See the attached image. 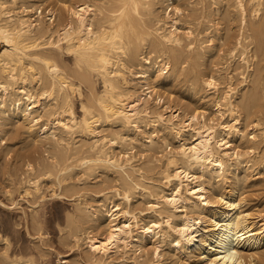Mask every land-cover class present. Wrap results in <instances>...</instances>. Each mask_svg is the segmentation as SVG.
Listing matches in <instances>:
<instances>
[{
    "label": "bare ground",
    "instance_id": "1",
    "mask_svg": "<svg viewBox=\"0 0 264 264\" xmlns=\"http://www.w3.org/2000/svg\"><path fill=\"white\" fill-rule=\"evenodd\" d=\"M18 1H21L20 8H17ZM28 1L0 0V131L23 121L27 123L29 131H36L37 135L39 134L33 139L43 141L40 135L49 130L54 137L52 144L57 146L53 154L54 163L49 166L58 165L59 175L56 174L54 178L59 184L65 181L74 164L81 165L83 170L91 169L90 173L94 171L93 169L103 168L115 174L113 178L111 176L116 183L112 192H102L100 200L95 204L90 201L82 202L79 198L74 206V216L68 215L67 224L72 229L70 233L75 245L79 248L85 244L93 255L100 257L97 259L101 260L95 261L96 264L116 263L112 259H107L114 251L121 252V263L130 261V264H137L138 258L148 252L144 241L149 243L156 256L162 255L160 248L164 243H168L171 252L165 258H175L172 260L173 264H188L191 256L205 259L207 264H257L259 259L257 249L264 241V220L259 222L262 226L255 228L253 226L255 222L251 220L252 213L241 209L240 203L232 199L239 190L236 191V186L231 183L228 173L233 171L230 166L237 167L242 161L241 147L246 142L244 138L247 133L240 127L243 121L241 112L243 110L244 117L250 119L252 117L249 115H254L253 107L256 108V105L260 104L259 99L264 96V76L260 79L258 77L262 73L259 72L260 75L254 79L250 78L253 84L250 83L251 87L246 86L244 91L240 90L242 93L239 96L238 89L233 86L239 81L234 84L231 76L228 79L223 77L225 83L222 87L221 81H218L214 74H205L198 70V73L189 79L191 82L186 76L187 83L190 82L194 87L200 84L202 91L205 90L209 95L218 94L214 100V110L223 119L214 120L206 116V105L201 104L208 102L204 92V95L198 98L201 105H194L189 109L182 105L164 103L166 93L160 87L162 82L176 77V71L181 73L179 69L182 66H177L182 63L179 48L183 45L189 51L198 49V53L194 52L197 53L193 57L194 60H200L201 54L206 52L203 51L204 47L199 38L193 33L190 23L178 17L179 0H100V2L64 0L67 14L60 24L56 22L58 7L55 4L48 3L45 15H42L43 10L39 9L38 3L34 7L37 15L32 17L34 12L29 13ZM245 1L234 0L239 12L236 13L243 18V22H240L243 26L241 32L239 31V37L237 35V41L235 39L236 43L231 46V59L227 61L226 67L238 54L240 59L235 58L243 63L240 64L243 70L239 72L243 78L242 76L240 78L248 82L247 77L252 74L251 72L244 74L252 59L248 46L256 41L255 37L257 41L264 38V20L247 25L244 21L247 7L245 4L249 5L252 18H256L264 11V0H247L246 3ZM156 3H159L162 12L156 11L157 8L155 10ZM169 4L171 7L168 8ZM172 7L176 12L174 14L170 13ZM248 16L247 19L250 17ZM182 35L188 38L185 44H182ZM203 40L205 39L201 41ZM46 44L59 50L65 48L73 53V64L76 66V69H73L76 70L74 71L77 76L70 71L68 73L64 69L65 65L62 67L63 64L56 59V52L43 48ZM231 65L233 69L236 68L234 64ZM177 67L180 72L176 70ZM193 67L195 69V65ZM190 68L189 72L192 70ZM260 69L264 68H257ZM227 70L226 68L224 71ZM237 72L233 74L237 76L239 74ZM92 74L101 79L103 86L101 89L95 88ZM83 81L87 82L86 86L88 85L90 93L89 98L81 102V115L78 116L74 113L72 96L76 92L80 93ZM192 85L189 88L193 87ZM199 90H196V93ZM211 103L213 104V101ZM211 103L207 104L212 105ZM47 105L51 108L47 109ZM39 109L48 112L46 120L41 121ZM255 116L258 119V115ZM147 120L154 129L151 127L152 132L145 136L144 147L151 149L154 146L158 148L169 144L166 137H163L162 144L159 142L158 130L169 132L179 141L177 148L169 146V149L159 157V161H163L160 162L163 168L157 170V174L161 172L164 182L161 179L163 183L160 181L159 183L165 187L160 189L156 187L158 191L155 192V187L151 183L155 192H150L155 197L153 200L150 199V214L154 212L151 216L137 215L130 207L132 188L143 189L146 186L140 182L142 179L137 180L135 179L137 176L134 178L132 175L135 171H144L141 163H138L133 155L122 158L111 152L112 145L121 141V137L127 138V133L124 136L118 133L120 135L118 136L113 132L102 133L104 131L99 128L105 121H116L119 126L121 125L120 128L138 129L141 124L148 123ZM252 120L253 118L248 121L247 126L251 127L253 133L259 122L253 123ZM52 122L57 124V129L51 127ZM144 126L146 128V125ZM137 129L134 130L136 133L139 131ZM56 130L59 131L58 136ZM78 131L91 137L90 140L83 138L84 141H89L87 144H78L79 140L76 144V139L74 141L68 139L65 142L67 146L60 145V141L68 137L64 139L63 135L71 136ZM138 136L143 137L142 134ZM255 137L253 133L251 138ZM134 140L137 141L136 138ZM134 140L129 142L132 143ZM132 145L134 147L133 143ZM244 146L247 152L255 148V144L253 148L251 143H245ZM244 161L247 163L250 160L244 158ZM45 168L42 174L53 176L46 165ZM53 169L57 171L56 168ZM147 169L151 170V167ZM234 172L236 177L237 174ZM146 177L148 179V176ZM85 179L83 178V181ZM221 179L227 182V186L220 187ZM243 181L245 183V180ZM30 182L37 189V180ZM151 185L149 184L147 188H151ZM71 187L69 185V189ZM86 195L84 192L83 196ZM215 201L219 206H214ZM260 219H264V215ZM86 223L88 225H82ZM251 248L256 249L250 250ZM132 249L137 252L131 251Z\"/></svg>",
    "mask_w": 264,
    "mask_h": 264
},
{
    "label": "rangeland",
    "instance_id": "2",
    "mask_svg": "<svg viewBox=\"0 0 264 264\" xmlns=\"http://www.w3.org/2000/svg\"><path fill=\"white\" fill-rule=\"evenodd\" d=\"M63 1L64 0H29L27 4H29L28 6V8L30 9L29 13H33L34 7L37 6L38 3H40L39 9L43 10L42 15H45V11L48 3L55 4V6L58 7V15L56 22L58 21L57 24H60V21L62 22L66 18L65 16L67 14L64 8ZM20 2L18 1L19 5H17L18 6L17 8H20ZM98 2H100V0ZM246 2L247 0L245 1V3ZM177 6L180 9L178 11V14L180 16L178 17H181L182 20H185L190 23L191 28L193 29V33L197 38H199V42L202 43L201 45H203L204 47L203 51L205 50L206 54L205 53L201 54V57H199L200 60H194L193 57L195 56V54L198 53V49L197 51L195 50L196 48L194 49V51L193 50L189 51L183 45L182 47H180L182 48L181 50L179 48L178 53L180 54V60L182 61V63H179L177 66L178 67L182 66V67H180V69L177 67L176 70L178 69L181 70V73H178L176 71V77L175 76L171 77L162 82L160 87H162L161 89H163L164 93H166L164 103L171 105H182L186 109H189L194 105L203 104L204 106L206 105V109H207L206 116L208 118H213L214 120H222L223 118H221L214 110L215 107L214 100L215 98L217 99L218 94L209 95V93L205 92V90L202 91V87L200 84L199 85L197 84V86L199 87H197L196 85L194 87L190 83L191 77L196 73H198V70L199 72H203V73L205 72V74H214L215 76H217L218 81H221L220 82L221 85L220 83L219 85L222 87L224 86L225 83L224 79H228V77L231 76L232 82L234 80L233 82L234 84L235 82L239 81V83H236V85H233L232 83V85L238 89V96H239L242 93L240 92V90L244 91V89H246L248 86L251 87L250 83L253 84V82H251L253 80H251L250 78L254 79L255 77H258L257 75H260V73L264 74V71H260L264 69L257 70V68H264V38H262L261 41L258 38L259 39L258 42L256 39L257 37H255L256 41H254L252 44L248 46V49L250 50L248 51L250 54H252V57L250 56V59L252 58L251 60L253 61L252 62L251 60L249 61V63L251 64L249 65L248 68L247 67L245 68L246 70L244 74L246 75L248 74L247 72H251L252 74H250V76L253 75L254 77L248 76L247 77L248 82H244L241 79L243 78V75L239 73L243 70V66L241 67L243 63L241 61H237V58H235L238 57V60L240 59L238 54H236V56L231 61L229 66L227 65L228 67H226L227 61L231 59L230 57L231 48L236 43L243 26V23H240L243 22V18L242 16H240V14L236 13L238 12V10L234 4V0H215V1L214 0H179L177 2ZM245 6L247 7H246V14L244 21L245 23H247V25L248 23H252V22L256 23L264 20V15H262L264 14V11L260 12V14L258 15L260 16L259 18H257L258 16L256 18H252L251 11L248 7L249 5H247L246 3ZM169 7H171V4H169L168 8ZM154 8L155 10L157 8L156 11L160 10L162 12V8L159 6V3H156L154 5ZM170 13L172 14L176 13L173 7L171 8ZM36 15L37 12H34L32 17ZM247 15L250 16V17L248 16L249 17L248 19H247ZM62 18L64 19L62 20ZM206 25L209 26L207 27ZM247 27L248 26H246V28ZM181 28H185V27H181ZM237 31L240 32L238 33ZM207 32L209 34H207ZM214 32L216 35L214 34ZM206 38L207 40L208 39L209 40L207 41ZM202 39H205L203 40L204 42L201 41ZM187 40L188 38L185 35H182V44H185ZM209 45L210 48H208ZM43 48L52 49L54 53L56 52L55 55L51 50H49L51 53H53L52 55L56 56V59L58 58L60 60L59 61L61 62L60 64L61 65L63 64L62 67H64L65 65L64 69L67 70L68 73L70 71L71 74L77 76V74H75L76 66L75 64H73L74 55L72 52L70 53V51H68L65 48H63V50L61 49L59 50L54 47L48 46L47 44L43 45ZM205 48L208 50H206ZM253 48H255L254 49L255 51L253 50ZM194 52L197 53L194 54ZM236 52L238 53L239 51ZM234 61H236L237 63L239 62L238 63L239 65H237V63H233ZM200 62H202L203 64H201ZM254 63L256 64L254 65ZM192 64L195 65V69ZM231 64H234V68L235 67L236 68L233 69L232 67L233 65ZM235 64L238 66L239 71ZM189 66H191L192 68L190 72L192 71L193 73L189 72V68H190ZM186 67H188L187 71H186ZM199 67L200 69H197ZM181 68L184 69L183 71L186 73H184ZM226 68L228 69L226 71L227 73L224 71L226 70ZM235 71L236 72L238 71L237 74L239 73L237 76L234 75L236 73ZM224 74L227 76H225ZM262 74L258 77L259 79L260 77L264 76ZM233 75L234 78H232ZM186 76L188 77V81H190L188 83ZM240 76L242 77L240 78ZM92 78L94 80L95 88L98 90L101 89L103 87L101 79L96 74H92ZM174 78L175 79L177 78L180 81L184 80L183 82L185 83L186 81V83L184 84L183 82H180L177 79L175 81ZM222 79L224 80L223 84H222ZM173 80L175 83L173 82ZM86 84L87 82L83 81L81 84L80 93L76 92L74 93V96H72L73 109L76 111V112L74 111V113H76V115L78 116L81 115V102L86 101L87 98H89L90 91H88L89 88L88 85L86 86ZM166 84L168 85L167 87ZM191 85L193 87L189 88ZM243 85L245 87H243ZM195 88L196 90H199L200 88L199 91L201 92L197 91L196 93ZM191 92H193L195 95L199 94V96H194L193 93L191 95ZM203 92L206 94L205 97L207 98L206 100L208 101L207 103L210 104L211 101H213V104L211 103L212 105H208L206 102H202V103L200 102V99L198 98H201L200 96L204 95ZM211 96H213V98H211ZM262 97L264 96H261V99H259L260 104H257L256 108L253 107V109H255L252 111L254 112V115L253 114L252 115L250 114L251 116L249 115V117L253 118L252 120L253 123L259 122V125L253 132L256 135L255 139L251 138L253 133L251 131V127L247 126L248 121H250L252 118L248 119V117H244L245 112L243 110L241 112L242 113L241 121L242 120L243 121L241 122L242 125L240 123V127L244 129L243 131L247 133L246 137H249L248 139H250L249 141L245 137L244 138L246 141L245 143H251L252 147L255 144L254 146L255 148L253 147L254 150L247 152V150H245L246 146H244L245 143H243V146L241 147L242 155H243L241 157L242 158V161L240 162L241 164L238 163L237 167L230 166V168L233 169V171L232 173H228L229 178L231 179V183L236 186V191L239 190L238 192L235 193L232 199L240 203L241 209L245 211H250L252 213L251 220H254L253 223L254 222L255 223L253 224V226L255 228L260 227V225L262 226V224H260L259 222L261 220H264V219H260V217L264 215V166H262L264 165V158H262L264 157V154H262L264 153V134H262V132H264L262 131V128H264V98ZM197 101L199 102L197 103ZM46 108L49 109L51 108V106L47 105ZM39 113L41 114L40 117L41 121H44L48 118L47 116L48 112L45 111L44 109L42 110L39 109ZM255 115H258V119L257 116ZM115 122L116 121L103 122L99 128H101L104 132H102V130L100 132L109 133V134L113 132L115 135L118 136H120L118 133H120L121 136L122 135L124 136L127 133L128 135V137L126 136L127 138L123 139V137H121L120 138L121 141L114 143L112 145L111 152L122 158L127 157L126 155L128 156L133 155L132 157L138 163L139 162L141 163L142 169L144 168L143 169L144 171L142 170L137 172L135 171L133 172L132 175L134 176V178L135 176H137V178H135L137 180L138 178L140 180L142 179L143 181L141 180L140 182H143L142 185L144 186L146 184L145 186L146 188L145 187L143 189L132 188V198L130 201L131 204L130 207L132 211L137 215L143 214L144 216H151L153 215L154 212L152 211V213L150 214L151 209L149 208V206L151 200H153L155 197H153L154 195L150 192H153L154 189L153 186L155 187L154 189L155 192L156 190L158 191V189L165 187V185L159 183L161 179H162L161 181L164 182V179L161 176V172L157 174L158 172L157 170L163 168V164L160 163L163 161H159L160 160L159 157H161V153L169 149V146H171L172 148L173 147L177 148L179 146L178 145L179 141L176 140L173 137V135L170 134L169 132H161L158 130L159 142L162 144V142L164 141L163 137H166V139H168L169 141V144L167 146L162 145L158 148L154 146L153 148L150 149L144 147L145 145L144 142H146V140L144 139L145 136L149 135L148 132L151 133L152 129H154V127L151 126V123H149L148 120H147L148 123L141 124L140 125L141 127L138 126V129L134 127L132 128L130 127V129L125 128L127 129V131L124 129V127L120 128L121 125L119 126V123L117 122L115 123ZM144 125H146V128ZM51 127L53 129L54 128L57 129V124L55 122H52ZM151 127L152 129L150 130ZM136 129L139 130L138 131L139 133L138 132L136 133V131H134ZM157 129H155V131ZM56 131H57L56 136H58L59 131L58 130ZM75 133L71 134V136L63 135L64 139L66 136L68 137H66V139L63 141H60V145L67 146L65 142L68 139L70 141H74L76 139L75 140L76 144L78 140H79L78 144L79 143L87 144L89 141L87 142L86 140L91 139V137L90 138L87 137V135L83 132L80 133L78 131L76 134ZM138 134L139 135L142 134L143 137L138 136ZM76 135L79 137H77ZM129 135L131 136V138ZM38 136L39 134L37 135L36 131H32V132L29 131L27 123L23 121L14 123L11 126L9 125L7 130L5 131H0V264H96L95 261L101 260V259H97L100 257H98L97 255H93L85 247V244H82L81 247L79 248L75 245L74 239L72 238L70 233L72 232V229L69 226V224H67L68 222L67 217H69L70 215L74 216L73 215L75 214L74 206H76V203L79 200L82 202L90 201L92 202V204H95L98 203V201L100 200L102 192H106V193L112 192L114 187H116L114 186L116 183L113 182L114 179H112L113 176H115V174H113L111 170L109 171L108 169H103V168H98V170L93 169L94 171L92 170L93 172L90 173L91 169H89L90 171L87 169L83 170V168L81 169V165L74 164V166H72L74 170L71 169L72 172L71 171L69 172L65 181L61 182L62 184L61 185L57 182V179L54 178V176L59 175L58 165L53 166L54 168L57 169V171H54L53 167L49 166L50 164L53 165L52 164V162L54 161L53 154L55 153V149L57 148V146H54V144H52V142L54 141L53 134H51V132L48 130L47 132L42 133L40 135L43 141L41 140L36 141L33 139L34 137H38ZM81 136L82 138H80ZM83 138H86V140L84 141ZM133 138L134 139L136 138L137 141L134 140ZM130 140H134L131 141L134 144V147H132L133 146L132 143L129 142ZM142 142L143 144H141ZM187 143H189L188 140ZM251 156L254 160L253 159L251 160ZM244 158L245 160H250L248 161L249 163L248 162L245 163ZM260 159L262 160V162H260ZM242 162H244L245 165ZM146 164L150 165L151 170L147 169L150 167H147L148 165L146 166ZM45 165L47 168L50 169L53 176L48 177L42 174L43 169H46ZM80 169L83 171L81 172ZM234 169H236L235 172ZM87 171H89L90 175L91 174L93 175L88 176ZM149 171L151 172L149 173ZM233 172L237 174L236 175L237 179L233 174ZM244 174L247 175V177ZM146 176H148V179ZM145 177L146 179H144ZM149 177H152L154 180ZM83 178H86L85 181H83ZM126 179L128 178L126 177ZM29 180L30 181L37 180V185H38L37 189L35 188L34 184ZM221 180H220V184H221L220 187H223L225 185L227 186V182H224L223 179ZM243 180H245V183ZM67 183L71 185L73 188L71 187L69 189V185ZM148 183L150 185L152 183L153 185V186L151 185L152 186L151 188L148 187L149 191L147 190L148 189L147 186L149 185ZM241 184L243 185L240 186ZM63 185L64 187L62 188ZM156 187H158V189ZM61 188L62 190H60ZM151 189L152 191H150ZM84 192L85 195L87 194L86 196H83ZM95 192L98 194H96ZM146 192H148L149 194H147ZM149 195H151V197ZM214 203H216L214 206H219V203L217 201H215ZM82 225L86 226L88 224L86 223ZM260 244L261 247L257 249L259 253L258 254L259 259L257 260V264H264V241H262ZM144 245L147 246L148 252H146L145 254L141 255L138 258L137 264H173L174 263V261L172 260H175V258L173 257L165 258V256L168 255L169 252H171V248L168 243H164L161 246L160 248V252L162 253L161 256L155 255L154 251L151 250V246H149V243H147V241H144ZM207 246L209 245L207 244ZM254 249L256 248H251L250 250H254ZM131 251L137 252V250L135 249H132ZM134 252L130 254L133 255ZM107 259L114 260L116 263H113L112 261L113 264H119V263L128 264L130 262V261H126L125 263H121L122 256H121V252L119 251L111 252L109 258ZM188 264H207V263L205 259H198L196 256H191Z\"/></svg>",
    "mask_w": 264,
    "mask_h": 264
}]
</instances>
